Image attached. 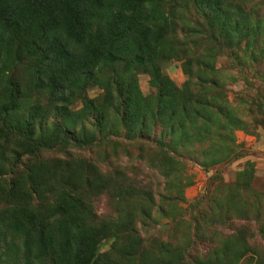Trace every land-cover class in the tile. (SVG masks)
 <instances>
[{
  "label": "trees",
  "instance_id": "1",
  "mask_svg": "<svg viewBox=\"0 0 264 264\" xmlns=\"http://www.w3.org/2000/svg\"><path fill=\"white\" fill-rule=\"evenodd\" d=\"M180 1L191 3V16L201 21L189 23L182 18L186 22L180 26L179 41L170 50L165 36L176 21L164 0H0V77L12 74L24 53L34 62L32 85L55 102V113L68 115V107L81 99L83 107L77 115L85 114L104 128L102 111L109 107L119 118L123 138L156 145L163 163L178 165L173 162L180 150L187 153L198 143H217L221 130L231 140L235 129L249 132L250 125L260 126L264 121L263 95L257 93L255 99L238 92L229 97V88L245 72L252 71L254 81L264 86V77L258 73L264 70V0ZM169 59L182 64L186 80L180 87L156 68L157 62ZM219 61H223L220 66ZM133 69L150 77L153 95L133 94L131 86L122 90ZM243 80L248 87L250 78ZM90 86L103 88L108 104L100 108L86 100ZM0 97L8 108L0 119L5 127L0 134H15L31 152L67 147L72 141L71 133L56 123L49 125L47 137L41 130L36 135L30 125L42 116L40 105L31 109L24 125L11 126L9 116L18 109L20 97L15 82L7 81ZM158 127L161 130L155 134ZM172 144L176 149H170ZM138 157L144 160L142 153ZM158 172L169 180L167 172ZM117 174L118 179L123 175ZM139 194L147 206L154 205L151 194ZM64 207L54 205L46 219L41 216V221L47 220L42 223L27 218V207L22 219L13 218L14 236L23 244V264H97L85 248L94 230L87 223L86 206ZM132 219L127 216L118 232L139 250L143 243L134 236ZM102 233L97 230L98 236ZM179 258L175 264H183L184 257Z\"/></svg>",
  "mask_w": 264,
  "mask_h": 264
},
{
  "label": "rangeland",
  "instance_id": "2",
  "mask_svg": "<svg viewBox=\"0 0 264 264\" xmlns=\"http://www.w3.org/2000/svg\"><path fill=\"white\" fill-rule=\"evenodd\" d=\"M164 1L176 21L165 36L173 50L180 26L201 20L191 16V3ZM27 58L21 53L14 72L0 77V94L7 81L15 82L20 94L18 109L9 116L11 126L24 125L31 109L40 105L42 116L30 125L36 135L41 130L47 137L49 125L56 123L71 133L72 141L67 147L31 152L15 134H0V264H23V244L14 236L13 218L22 219L27 207L29 220L46 222L41 216L46 219L54 205L86 206L87 223L94 230L85 248L97 264H175L182 256L183 264H264V121L250 125L249 132L235 129L231 140L221 130L217 143H198L187 153L180 150L173 162L178 165L167 166L156 145L123 138L119 118L109 107L102 111L104 128L85 114L77 115L83 107L81 99L68 107V115L55 113V102L32 85L34 62ZM222 64L219 61L218 66ZM156 68L177 87L186 80L180 61H159ZM130 73L123 91L131 86L133 94H154L148 75L135 69ZM252 73L238 78L229 88V97L238 92L255 99L264 96V86L254 81ZM258 73L264 77L263 69ZM246 77L251 80L248 87L243 82ZM85 94L100 108L108 104L103 88L90 86ZM6 109L0 97V119L5 118ZM0 129H5L1 123ZM170 149H176V144ZM164 150L173 152L168 147ZM141 153L144 160L138 157ZM158 170L167 172L169 180ZM117 173L123 174L121 178ZM139 192L151 194L154 205L147 206ZM127 216L135 223L134 236L142 240L139 250L118 232ZM97 230L103 233L98 236Z\"/></svg>",
  "mask_w": 264,
  "mask_h": 264
}]
</instances>
